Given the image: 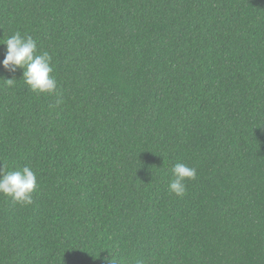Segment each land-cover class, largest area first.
Instances as JSON below:
<instances>
[{
  "label": "trees",
  "instance_id": "16d2710c",
  "mask_svg": "<svg viewBox=\"0 0 264 264\" xmlns=\"http://www.w3.org/2000/svg\"><path fill=\"white\" fill-rule=\"evenodd\" d=\"M16 31L64 103L0 66V166L38 183L0 196V264H264V0H0Z\"/></svg>",
  "mask_w": 264,
  "mask_h": 264
},
{
  "label": "clouds",
  "instance_id": "9594fccd",
  "mask_svg": "<svg viewBox=\"0 0 264 264\" xmlns=\"http://www.w3.org/2000/svg\"><path fill=\"white\" fill-rule=\"evenodd\" d=\"M7 46L5 57L0 63L5 71L15 73L23 69L22 80L29 90L37 95L54 96L55 106L64 103L62 92L55 75H52L53 57L48 51H39L37 41L30 35H22L16 31L4 42ZM5 86L14 87L17 83L15 76L0 77ZM197 173L184 163H176L171 170L168 191L177 198H183L187 192V182L194 181ZM38 190L37 176L31 167L25 166L21 170L6 172L0 166V196L9 197L21 206L31 205L33 194ZM107 264H118L115 254Z\"/></svg>",
  "mask_w": 264,
  "mask_h": 264
}]
</instances>
